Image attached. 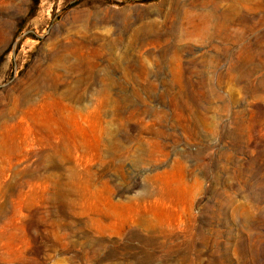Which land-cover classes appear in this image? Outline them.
Wrapping results in <instances>:
<instances>
[{
    "label": "rangeland",
    "instance_id": "1",
    "mask_svg": "<svg viewBox=\"0 0 264 264\" xmlns=\"http://www.w3.org/2000/svg\"><path fill=\"white\" fill-rule=\"evenodd\" d=\"M0 264H264V0H0Z\"/></svg>",
    "mask_w": 264,
    "mask_h": 264
}]
</instances>
